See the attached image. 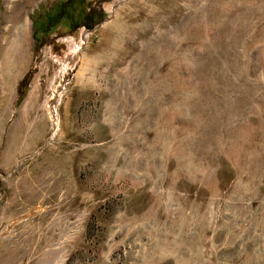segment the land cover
Here are the masks:
<instances>
[{"label":"rangeland","instance_id":"rangeland-1","mask_svg":"<svg viewBox=\"0 0 264 264\" xmlns=\"http://www.w3.org/2000/svg\"><path fill=\"white\" fill-rule=\"evenodd\" d=\"M32 4L0 46V264H264V0Z\"/></svg>","mask_w":264,"mask_h":264},{"label":"bare ground","instance_id":"bare-ground-1","mask_svg":"<svg viewBox=\"0 0 264 264\" xmlns=\"http://www.w3.org/2000/svg\"><path fill=\"white\" fill-rule=\"evenodd\" d=\"M15 2H16V7L14 8ZM32 3H33V0H3V10L1 13V19H0V23H2L0 26V46H2L5 43L6 33H8L7 31H9V29L12 28V26L10 25L11 24L10 22L12 19L17 20L16 25L19 23L16 26V28L14 26V28L16 29L15 35L19 36L18 39L20 38V36L21 37L24 36L30 42V39L32 37L31 36V32H32L31 27H33L32 26L33 24H32L31 18H30V13L33 11V8H34V4H32ZM17 9H19V11H17ZM87 36H89V31L86 29H81L79 31L78 38H75L73 35H69V36L65 37L64 40L68 43L72 52L76 53L81 49L82 43L84 42L83 39L86 38ZM14 41H16V40H14ZM16 44H19V43L16 42ZM23 47H24V45H23Z\"/></svg>","mask_w":264,"mask_h":264}]
</instances>
